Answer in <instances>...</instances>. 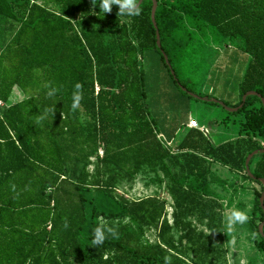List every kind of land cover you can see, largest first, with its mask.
<instances>
[{
  "label": "trees",
  "instance_id": "1",
  "mask_svg": "<svg viewBox=\"0 0 264 264\" xmlns=\"http://www.w3.org/2000/svg\"><path fill=\"white\" fill-rule=\"evenodd\" d=\"M157 1L161 48L152 0L141 2L138 16H121L116 6L103 14L98 0H0V264H163L166 255L170 264H227L216 190L226 181L211 163L260 184L248 223L264 253V152L250 160L254 178L245 166L264 148L261 99L249 95L237 111L223 108L226 127L242 117L238 135L218 143L188 126L190 104L174 102L178 92L200 100L182 87L201 90L207 55L226 43L250 56L232 107L248 91L264 97V0ZM153 61L176 86L155 102L145 68ZM77 82L81 100L72 110ZM52 87L57 93L49 97ZM15 88L24 97L9 103ZM182 125L188 131L172 150L164 140ZM149 172L173 199L172 222L165 200L115 196L122 183ZM193 216L214 235L198 229ZM101 219L117 238L95 247L92 229Z\"/></svg>",
  "mask_w": 264,
  "mask_h": 264
},
{
  "label": "rangeland",
  "instance_id": "2",
  "mask_svg": "<svg viewBox=\"0 0 264 264\" xmlns=\"http://www.w3.org/2000/svg\"><path fill=\"white\" fill-rule=\"evenodd\" d=\"M217 51L218 53L216 52L214 55H207L208 60L205 67L208 69V72L206 71V80L202 82L204 86L201 90L198 89V86L193 88L194 93L210 94L211 98L227 103V106L232 107L240 99L239 83L242 80L250 56L234 43L223 44L218 47ZM157 62L153 61V63L145 65L147 88L150 92L149 99L151 102L157 101V96H161V93L165 90L176 92V86L170 80L163 66H160V63ZM181 94L177 93L179 98L174 100V102L180 103V99H182L190 104L188 112L190 119L196 123L199 129L205 126L203 129L211 136L213 142L218 143L238 135L237 123L242 117L241 115L235 116V123L230 122V125L226 127L221 122V119L226 114L223 106L200 100L197 101L185 94ZM23 97V92L19 88H15L9 103H15ZM214 118L216 119L213 120ZM187 131L188 127L185 125L180 126L175 138L170 143L164 140L165 145L175 150L177 142L186 135ZM211 169L226 181L225 186H216V190L220 196L219 202L222 206L220 210L223 215L225 216L231 209L236 208L246 211L248 217H250L253 212L255 192L261 190L260 184L248 180L245 173L229 170L218 163H211ZM159 174L161 177L163 176L161 172ZM153 180L154 174L150 172L140 173L134 181L125 182L118 186L115 196H123L128 200L156 196L161 200H165L166 216L172 222L173 199L168 193L165 183L160 184ZM93 195L96 196V193ZM190 220L198 229L212 236L214 235L212 231L208 230L206 221L203 223L199 222L196 216L191 217ZM101 221L104 220L101 219ZM223 233L225 239L221 246L227 251V264H264V253L256 246V242L259 240L258 235L255 228H252L248 222L244 225L234 226L231 233H226L223 229ZM146 237L152 242L156 241V231L154 229L148 230Z\"/></svg>",
  "mask_w": 264,
  "mask_h": 264
},
{
  "label": "clouds",
  "instance_id": "3",
  "mask_svg": "<svg viewBox=\"0 0 264 264\" xmlns=\"http://www.w3.org/2000/svg\"><path fill=\"white\" fill-rule=\"evenodd\" d=\"M96 6L103 14L109 12L113 6L117 7V13L121 16H138L140 14V9L137 7V0H98ZM80 88L81 85L78 82L73 85V91L70 97V107L72 110L77 109L79 101L81 100ZM56 93L57 89L52 87L46 92V95L51 97ZM248 219L249 217L246 211L233 208L224 216L223 229L226 233H231L234 226L244 225L248 222ZM107 238H117L116 228L115 226H109L107 223L100 221L92 229L91 245L95 247L99 246ZM163 264H170V258L167 255L163 257Z\"/></svg>",
  "mask_w": 264,
  "mask_h": 264
},
{
  "label": "water",
  "instance_id": "4",
  "mask_svg": "<svg viewBox=\"0 0 264 264\" xmlns=\"http://www.w3.org/2000/svg\"><path fill=\"white\" fill-rule=\"evenodd\" d=\"M143 0H139L137 2V7H139V5L141 4ZM153 2V5H152V10H151V18H152V21H153V24L156 28V37H157V44L158 46L161 48V42H160V35H159V30H158V26H157V22H156V17H155V14H156V9H157V6H158V1L157 0H152ZM164 54V57H165V60L166 62L168 63L169 67L172 68V66L170 65L169 63V59H168V56L163 52ZM171 72L172 74H174V70L171 69ZM183 90L187 91L191 96L195 97V98H198L200 100H203V101H213V102H217L219 103L221 106H223L227 111H230V112H235L237 111L239 108H241L243 105H244V102L247 98V96L249 95H257L261 101H262V104L264 106V97L256 92V91H248L246 92L243 96H242V103L237 106V107H229L227 106L225 103L215 99V98H209V97H203V96H200L198 94H195L193 92H190L188 91L185 87H182ZM260 152H264V148L263 149H260V150H255L253 151L252 153H250L246 159V162H245V166H246V170H247V175L250 176L251 178H254V175L252 174L251 170H250V166H249V163H250V160L251 158L255 155V154H258ZM260 181L263 183V186H264V179H260ZM260 203H261V206L263 208V211H264V190L261 194V197H260ZM263 226H264V221H262L260 224H259V231L261 233V235L264 237V231H263Z\"/></svg>",
  "mask_w": 264,
  "mask_h": 264
},
{
  "label": "built area",
  "instance_id": "5",
  "mask_svg": "<svg viewBox=\"0 0 264 264\" xmlns=\"http://www.w3.org/2000/svg\"><path fill=\"white\" fill-rule=\"evenodd\" d=\"M97 89H98V87H97ZM1 105H3V103L0 101V106H1ZM190 125H191V126H190ZM189 126H190V127H197V125H196V123H195L194 121H191V124L189 123ZM99 155H100V156H103V150H102V148L99 149Z\"/></svg>",
  "mask_w": 264,
  "mask_h": 264
},
{
  "label": "crops",
  "instance_id": "6",
  "mask_svg": "<svg viewBox=\"0 0 264 264\" xmlns=\"http://www.w3.org/2000/svg\"><path fill=\"white\" fill-rule=\"evenodd\" d=\"M217 53H218V52H217ZM200 87H201V89L203 88L202 85H201ZM206 88H207V87H206ZM207 90H208V88H207ZM191 121H193V120H191ZM191 121H190V122H191ZM200 126H202V125H200ZM204 127H205V126H203V128H204ZM196 128H198V127H196ZM203 128H202V129H203ZM200 129H201V128H200ZM202 129H201V130H202Z\"/></svg>",
  "mask_w": 264,
  "mask_h": 264
}]
</instances>
